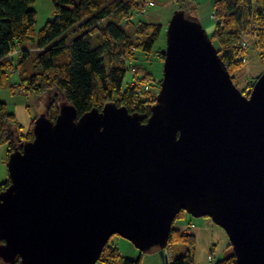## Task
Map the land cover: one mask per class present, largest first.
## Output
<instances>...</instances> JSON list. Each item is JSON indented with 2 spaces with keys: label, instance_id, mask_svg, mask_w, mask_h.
I'll list each match as a JSON object with an SVG mask.
<instances>
[{
  "label": "water",
  "instance_id": "1",
  "mask_svg": "<svg viewBox=\"0 0 264 264\" xmlns=\"http://www.w3.org/2000/svg\"><path fill=\"white\" fill-rule=\"evenodd\" d=\"M9 155L0 193V260L96 264L113 236L164 250L175 217H208L237 264H264V72L234 85L202 25L182 10L166 27L150 117L106 104L55 121Z\"/></svg>",
  "mask_w": 264,
  "mask_h": 264
},
{
  "label": "trees",
  "instance_id": "2",
  "mask_svg": "<svg viewBox=\"0 0 264 264\" xmlns=\"http://www.w3.org/2000/svg\"><path fill=\"white\" fill-rule=\"evenodd\" d=\"M34 1L0 0V90L14 86L9 82L11 75L16 76L9 68L14 66L19 70L18 77H22L18 86L33 95L51 90L60 92L79 117L114 103L117 107H125L129 113L140 115L145 123L150 117L151 104L135 88L123 84L126 66H130L128 62L125 65L124 58L133 56L131 50L151 53L163 32L159 25L129 20L143 0H49L55 18L37 35L34 30L36 14L29 9ZM213 8L216 29L209 38L234 81L233 72L241 68L242 58L247 57L248 39H252L260 51L264 48V0H215ZM244 40L245 49L241 47ZM29 48L33 53L28 52ZM15 50L22 53L20 58H11ZM260 55L264 59V52ZM158 56L164 60V52H159ZM26 64L30 65V73L24 68ZM240 92L248 97L250 91ZM58 112L53 101L46 117L55 121ZM15 122V116L0 103V145H7L8 155L15 151L13 137L7 129ZM32 129L23 134L24 142L33 141ZM9 185L8 178L0 184V193ZM182 214L175 217L173 225ZM173 225L165 252L169 264H194V235L188 230H175ZM175 245H179L178 254L172 257L169 251ZM144 254L140 252L136 259L125 258L107 244L101 262L141 264ZM208 259L210 264H237L232 250L224 258L214 260L210 254Z\"/></svg>",
  "mask_w": 264,
  "mask_h": 264
},
{
  "label": "rangeland",
  "instance_id": "3",
  "mask_svg": "<svg viewBox=\"0 0 264 264\" xmlns=\"http://www.w3.org/2000/svg\"><path fill=\"white\" fill-rule=\"evenodd\" d=\"M148 1L150 0L141 1V5H143L144 2H148ZM152 1L154 2V0ZM166 1L167 0H155L154 7L151 10L150 9L147 10L146 13L143 15V17L148 15L150 12L153 13L155 12V10L157 11L159 7L161 10L162 9L165 10L170 4V0H168L167 2ZM164 2H166L165 5ZM29 9L34 11L36 14L35 16L36 23L34 27L36 35L39 33V31L44 27V25L47 22H50L55 18L53 5L49 0H35L34 3L29 6ZM134 15L135 14H131L130 18H132ZM214 21H216L215 17H214ZM165 50H166V28L163 30V32L155 42L151 53L131 50L133 56L129 55V57L124 58V60L126 59L125 65L127 62L128 65H130V66H126L127 71L123 82L124 87L127 86V88L128 87L135 88L143 96L144 100L147 101V103L151 104V107L156 102V97L159 93L160 84L163 77V61L158 56V53L165 52ZM28 52L33 53V50L29 48ZM12 54L14 58H18V57L20 58L22 53H19L18 50H15V52H13ZM9 68H11L12 73L15 72L14 74H16V76L11 75L9 77V82L14 84V86L10 88L5 87L0 90V103H4L6 105L8 112L15 116L16 122L15 124H12L8 127L7 132L13 137L14 151H20V148L26 143L24 142L25 140L22 138L23 134L28 132L33 127L31 125L32 122L34 124V122L40 116L47 115L50 103L55 101L58 109L63 104H68V103L65 101L64 97L60 94V92L56 90H51L45 94L43 93L42 94L38 93V95L30 94L22 86H18L19 82L22 79V77L21 78L18 77L19 70H16L14 66H9ZM24 68L28 71V73H30L29 64H26ZM233 73H234V81L233 80L232 81L234 85L238 88V90L243 91L244 94H247L249 91H251L253 86L251 88L249 87L251 85H254L253 83L256 82L257 78L252 80H247L246 64H241V68ZM8 75H10L9 72ZM239 76H241V79ZM7 151H8L7 145H0V184L4 183L9 178L7 172V161L9 155L7 154ZM183 215H186V217L191 219L192 221H196L195 224H197L199 227L204 223V222H200V220H202L203 217L193 218L190 215L188 216V214L185 212H183L181 216ZM208 219L211 220L210 218ZM214 227L215 228L212 230V232L210 230H204L202 239L204 242H207V244L209 242L210 245L213 244V241L216 242L217 244L214 245L216 247L219 246L218 249H221L220 243L221 245L223 244L226 246L229 243V241L227 243L228 238L227 239L225 238L226 234L221 228H219L216 225ZM219 236L223 237L224 239L223 242L220 241ZM120 240L122 239L119 238L118 236H113L110 238L108 245L112 246L115 244L116 241H120ZM130 247L138 255V250L131 244ZM178 247L179 245H175L173 246L172 249H170L169 253L171 254L172 257L178 254ZM231 250L232 249L230 245H229V250L225 248V254L223 255L222 258L228 256L231 253ZM164 254H165V260L167 264H169L170 263L169 256L165 252ZM124 256H126L125 258H127L128 256L130 257L129 253L125 254ZM217 259L219 258H214V260ZM209 261L210 260L208 259V262ZM0 264H7V263L0 260ZM97 264H101V263L98 262Z\"/></svg>",
  "mask_w": 264,
  "mask_h": 264
},
{
  "label": "crops",
  "instance_id": "4",
  "mask_svg": "<svg viewBox=\"0 0 264 264\" xmlns=\"http://www.w3.org/2000/svg\"><path fill=\"white\" fill-rule=\"evenodd\" d=\"M214 1L215 0H170V4L165 10L163 9L161 10L159 7L157 11L155 10V12L153 13L150 12L148 15H146L148 17L146 16L143 17L135 14L129 20L134 23L138 21L149 22L151 24L161 26L162 29L164 30L167 27L168 22L170 21L173 13L177 10H182L181 8H183L184 12H186L189 16L195 18L202 25V27L209 36L216 29V21H214V16H213ZM166 2H164V5ZM262 44L264 46V42ZM261 52L262 53L264 52V48L260 51L254 44L253 40L248 39V48H247L248 59L246 63L247 80L258 78L261 75V73L264 72V59H262V56L260 55ZM11 58H13V56ZM239 77L241 79V76ZM200 222H204V223L199 227L197 224H195L196 221H192L191 219L187 218L186 215H183L174 223L173 228L181 232H185L186 230H188V233L194 235L196 239L194 264H209L208 256L210 254L213 256V259L221 258L225 254V248L229 250L230 244L228 243V239L226 235L225 238L227 239L228 244L225 246L223 244L221 245L220 243L221 249H218L219 246L218 247L215 246L217 243L214 241L213 244L211 245L209 242L208 244L207 242H204L202 239L204 230H210L212 232V230L215 228L214 227L215 224L208 218L206 219V217H203V219L200 220ZM219 239L221 242H223L224 240L223 237L220 236ZM123 240L124 239L120 241H116L114 245L109 247L116 248L119 251V254L123 257H126L124 255L129 253L130 257L128 256L127 258L136 259L140 252L138 251V255H137V253H135V251L131 249L130 247L131 243L129 242L130 243L129 244L127 243L128 241H123ZM166 249L164 250V252H166ZM98 262H100L101 264H105L104 262H101V258ZM141 264H165V263L161 261L157 251H152L150 253H145L143 255Z\"/></svg>",
  "mask_w": 264,
  "mask_h": 264
},
{
  "label": "built area",
  "instance_id": "5",
  "mask_svg": "<svg viewBox=\"0 0 264 264\" xmlns=\"http://www.w3.org/2000/svg\"><path fill=\"white\" fill-rule=\"evenodd\" d=\"M154 7V2L152 0L148 1V2H144L143 5H140L138 7V9L136 10V14L137 15H140V16H143L147 10H151L152 8ZM241 47L243 49H245L247 47V43H246V40L242 41L241 43ZM241 63L242 64H246L247 63V57L244 56L241 60Z\"/></svg>",
  "mask_w": 264,
  "mask_h": 264
}]
</instances>
